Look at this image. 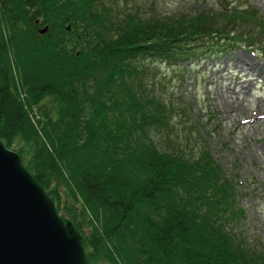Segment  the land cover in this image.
<instances>
[{"label":"trees","instance_id":"obj_1","mask_svg":"<svg viewBox=\"0 0 264 264\" xmlns=\"http://www.w3.org/2000/svg\"><path fill=\"white\" fill-rule=\"evenodd\" d=\"M253 15L0 0V139L80 231L93 264H264V245L233 228L244 209L209 150L154 136L170 108L137 66L261 48L253 29L236 27Z\"/></svg>","mask_w":264,"mask_h":264},{"label":"rangeland","instance_id":"obj_2","mask_svg":"<svg viewBox=\"0 0 264 264\" xmlns=\"http://www.w3.org/2000/svg\"><path fill=\"white\" fill-rule=\"evenodd\" d=\"M226 1V2H225ZM111 14L169 15L227 7L254 12L237 29L258 34L261 48L243 45L199 63L137 61L148 93L165 101L169 127L156 139L177 143L188 153L205 147L234 183L244 214L233 228L264 245V0H103ZM250 24L254 25L251 26ZM105 264V263H102Z\"/></svg>","mask_w":264,"mask_h":264},{"label":"water","instance_id":"obj_3","mask_svg":"<svg viewBox=\"0 0 264 264\" xmlns=\"http://www.w3.org/2000/svg\"><path fill=\"white\" fill-rule=\"evenodd\" d=\"M0 264H93L80 231L1 139Z\"/></svg>","mask_w":264,"mask_h":264}]
</instances>
